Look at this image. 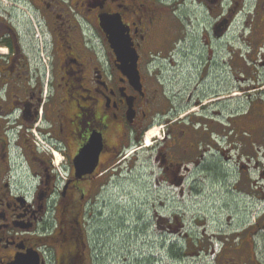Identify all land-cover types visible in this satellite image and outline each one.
<instances>
[{
	"label": "flooded vegetation",
	"instance_id": "obj_1",
	"mask_svg": "<svg viewBox=\"0 0 264 264\" xmlns=\"http://www.w3.org/2000/svg\"><path fill=\"white\" fill-rule=\"evenodd\" d=\"M263 96L264 0H0V264H264Z\"/></svg>",
	"mask_w": 264,
	"mask_h": 264
},
{
	"label": "rangeland",
	"instance_id": "obj_2",
	"mask_svg": "<svg viewBox=\"0 0 264 264\" xmlns=\"http://www.w3.org/2000/svg\"><path fill=\"white\" fill-rule=\"evenodd\" d=\"M21 18H22V27L25 31L29 28L32 30L35 29L34 23L31 24V15L29 13L22 16ZM36 48L38 49V45L36 46ZM234 91L239 92L237 90ZM244 96H245L244 94L243 95L241 94L238 95L237 97L244 98ZM263 100H264V96H263ZM235 103H236V99L233 100V104ZM154 130H156L157 133L159 134L158 129H154ZM151 132H149L148 134H150ZM145 149L147 150L148 148ZM147 156H148L147 151L141 152L140 157L138 159V164L140 165L144 163L145 157ZM154 189H155L154 183L150 180L145 170L140 168L137 171V179L134 180L121 179L120 187L118 189L117 188L115 189L114 196L110 198V200L113 199L111 204H108V206L105 207V217L111 214L110 212L111 210H114L115 212H117L115 216L119 215L121 221L125 224L127 229L129 227V223H131L129 217L130 212H132L133 209L140 210L142 205L144 204V199L148 197V194H153ZM167 206L169 211L182 208L178 201H168ZM202 207H204V204L200 202H188L189 213L185 217V220L187 226L190 229H193V226L195 225L194 220L198 218L195 215V212L197 210L203 209ZM248 208L250 213L249 223L251 224L254 222V220L257 217L256 215L258 209L255 202H251V199L249 200ZM210 224H211V219L208 220L207 225ZM125 235H126V230L125 231L122 230V232H120L119 238L115 237L113 248L110 249V251L109 249L107 250V248L106 250H104L105 258H103L100 261L102 263L99 262L100 264H131L132 263V257L129 251L132 248V244H129V246L128 243L125 244L124 242ZM119 244L121 246L120 248L119 246H117ZM154 252L156 254L158 253L157 251ZM140 260H142L141 263H143L144 259H141V257L139 256L138 262ZM206 263L207 262L204 259H195L189 257L186 258V260L183 263L182 262L179 263L178 261L170 258L168 263L166 264H206ZM156 264H160V263H156Z\"/></svg>",
	"mask_w": 264,
	"mask_h": 264
},
{
	"label": "bare ground",
	"instance_id": "obj_3",
	"mask_svg": "<svg viewBox=\"0 0 264 264\" xmlns=\"http://www.w3.org/2000/svg\"><path fill=\"white\" fill-rule=\"evenodd\" d=\"M157 133L156 130L152 131L150 134L147 135V140H146V146L151 145V137ZM216 236V235H215ZM218 236V235H217ZM178 246V245H177ZM183 251V250H182Z\"/></svg>",
	"mask_w": 264,
	"mask_h": 264
}]
</instances>
